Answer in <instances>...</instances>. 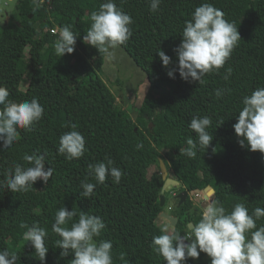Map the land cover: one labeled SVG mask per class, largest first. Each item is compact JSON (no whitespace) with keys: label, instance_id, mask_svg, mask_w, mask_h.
<instances>
[{"label":"trees","instance_id":"16d2710c","mask_svg":"<svg viewBox=\"0 0 264 264\" xmlns=\"http://www.w3.org/2000/svg\"><path fill=\"white\" fill-rule=\"evenodd\" d=\"M32 1L16 0L10 20L0 27V85L9 91V99L35 97L45 111L31 131L18 129L19 139L11 147L2 149L0 141V180L17 163L32 166L24 160L32 154L44 155L45 169L51 167L53 175L48 184L38 180L27 192L0 190V251L17 254L16 264H41L31 243L23 239L27 229L21 226L38 221L48 233L44 264H71L74 254L60 257L61 249L54 247L59 237L51 227L55 212L64 206L75 211L73 220L81 211L104 220L106 228L94 239L112 242L113 264H166L151 246L153 236L162 234L155 222L164 211L159 199L164 182L160 159L180 182L178 191L189 194L181 203L170 198L177 218L173 228L182 237L186 224L201 218L202 204L192 197L207 185L215 190L213 200L229 212L236 203L245 204L249 214L264 207V154L241 147L233 128L243 97L264 87V0H162L157 12L149 10L150 0H115L133 19L132 35L120 47L149 82L135 119L100 75L105 53L82 39L91 13L104 0H38L34 6ZM202 3L222 10L224 19L237 26L241 40L219 71L203 77L205 83L187 82L178 71L172 79L167 71L175 66L174 49L184 23ZM64 26L78 36L74 52L58 57L53 44ZM158 50L171 57L169 68L162 65ZM229 67L232 73L225 80ZM24 78L28 84L22 89ZM218 88L229 91L217 99ZM158 89L162 92L155 94ZM204 115L212 119L210 146L198 147L195 158L180 154L189 139H197L188 127L191 118ZM72 123L83 135L86 151L67 160L58 148ZM105 156L124 173L118 184L110 176L99 184L88 171L90 163L102 162ZM81 181L96 185L90 198L80 195ZM256 223L264 224V218ZM186 264H210V257L201 253Z\"/></svg>","mask_w":264,"mask_h":264},{"label":"clouds","instance_id":"9594fccd","mask_svg":"<svg viewBox=\"0 0 264 264\" xmlns=\"http://www.w3.org/2000/svg\"><path fill=\"white\" fill-rule=\"evenodd\" d=\"M33 2L37 3L38 0ZM161 3L162 0H150L149 10L157 12ZM90 20L91 25L82 37L83 42L105 53L109 60L114 59V50L125 44L132 35L129 28L133 23L132 17L118 7L115 0H104L99 10L91 13ZM77 36L70 26L62 27L53 44L55 54L62 57L73 53ZM181 37L180 44L174 49L177 56L175 66L167 71V75L175 79L178 71L181 79L199 84L205 83L203 77L206 74L219 71L225 65L241 40L235 23L226 21L223 11L212 3H202L195 8L191 19L184 23ZM158 55L165 68L174 63L163 50H158ZM231 73L232 69L227 68L224 79L228 80ZM226 91L229 90L216 89L215 97L220 99ZM9 95L7 88L0 85L2 149L11 147L19 139L18 129L31 131L45 111L35 97L30 101L16 102L9 99ZM242 104L236 117L237 122L233 124L238 143L250 151L258 150L264 154V87L244 96ZM69 126L72 130L60 137L58 153L67 160H73L84 155L85 139L75 130V123ZM211 126L210 116H193L188 127L194 131L197 139H189L188 146L180 149V154L195 158L198 147L207 149L213 140V135L208 131ZM136 147L142 148L143 144H137ZM212 151L215 152L216 148L213 147ZM24 160L32 166L15 164L14 170L10 169L6 174V179L0 180V190L23 193L38 180L48 184L53 169H45L44 155H25ZM104 161L90 163L89 173L99 184H104L109 176L118 184L124 173L114 166L110 157L105 156ZM95 186L94 183L81 181L80 195L90 198ZM199 215L201 218L198 222L186 224L183 237L180 232L170 228L168 223L164 224L162 234L153 236L151 246L166 264H186L188 258L198 259L201 253L210 257V264H264V224L257 226L256 223L264 218V207H256L249 214L245 204L236 203L229 212L218 200H211L204 202ZM75 216V211H69L64 206L55 212L51 227L52 232L59 237L54 247L61 249L60 257H67L71 252L74 254L71 264H113L112 242L94 239L106 228L104 220L83 211L78 220H73ZM70 222L71 226L68 227ZM21 226L27 229L23 239L31 243L35 257L44 264L49 251L45 244L47 231L38 221H34L31 226ZM18 259L17 254L7 249L0 251V264H16Z\"/></svg>","mask_w":264,"mask_h":264},{"label":"rangeland","instance_id":"374dc122","mask_svg":"<svg viewBox=\"0 0 264 264\" xmlns=\"http://www.w3.org/2000/svg\"><path fill=\"white\" fill-rule=\"evenodd\" d=\"M16 0H0V27L6 23V20H10V15L14 11ZM8 18V19H7ZM7 21V22H8ZM115 58L109 60L107 55L104 54V63L102 65V70L100 72L101 77L104 79L108 87L117 97L118 103L122 108L126 109L130 116L135 119L137 116V109L141 105L144 96L148 92L149 82L147 80L144 70H142L136 63L128 56L123 49L119 46L114 50ZM28 79L24 78L21 82L20 87L25 89L28 84ZM162 90L158 89L154 91L155 94H160ZM172 176V173L169 172ZM179 187H171L165 192V203L163 204L164 212H171L167 210L172 207V200L170 198L174 197L180 193L177 192ZM189 195V194H188ZM194 201L204 204V193L200 192L199 196L192 197ZM156 224L163 228L165 223H170L163 217H158L155 220ZM171 228V227H170Z\"/></svg>","mask_w":264,"mask_h":264},{"label":"water","instance_id":"95a60500","mask_svg":"<svg viewBox=\"0 0 264 264\" xmlns=\"http://www.w3.org/2000/svg\"><path fill=\"white\" fill-rule=\"evenodd\" d=\"M31 5L34 6L35 3L32 1L31 2ZM31 16V14L29 15ZM8 19V18H7ZM8 20H6L7 22ZM150 126H151V123H150ZM159 165H160V171H161V175H162V178L164 180L163 182V185L161 187V191H160V194H159V199H160V206H163L165 200H164V193L165 191H167L169 188L171 187H179L180 186V182L174 178V177H171L169 175V172L167 171L166 169V166L163 162L162 159H160L159 161ZM214 188H212L211 185H207L204 189H203V192H204V202L205 201H211L213 200L214 198ZM188 195V191L187 190H182L180 193H178V197L180 198V203L183 202L186 197ZM160 216L169 220L173 225H175L176 223V220L177 218L171 214H167L166 212L162 211L160 213ZM186 242V241H185Z\"/></svg>","mask_w":264,"mask_h":264},{"label":"flooded vegetation","instance_id":"af4514ba","mask_svg":"<svg viewBox=\"0 0 264 264\" xmlns=\"http://www.w3.org/2000/svg\"><path fill=\"white\" fill-rule=\"evenodd\" d=\"M177 192H179V191H177ZM173 198H177V200H179V202H180V198L178 197V194H177L176 196H175V194H174V197H173ZM173 198H172V199H173ZM167 210L171 211V212H167V211H166L167 214H171V215H173V214H172V212H173V211H172V208L169 209V208L167 207ZM164 219H165V218H164ZM166 220H167V219H166ZM167 221L170 223V227L173 228L174 225H173L169 220H167ZM176 222H177V220H176ZM175 224H176V223H175Z\"/></svg>","mask_w":264,"mask_h":264},{"label":"built area","instance_id":"2783aa9c","mask_svg":"<svg viewBox=\"0 0 264 264\" xmlns=\"http://www.w3.org/2000/svg\"><path fill=\"white\" fill-rule=\"evenodd\" d=\"M51 31H54V29H51ZM201 192H203V190ZM199 195H200V192H196L195 195H194V197L199 196Z\"/></svg>","mask_w":264,"mask_h":264}]
</instances>
